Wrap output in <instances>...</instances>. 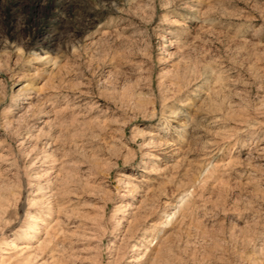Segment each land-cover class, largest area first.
I'll use <instances>...</instances> for the list:
<instances>
[{
    "label": "rangeland",
    "instance_id": "rangeland-1",
    "mask_svg": "<svg viewBox=\"0 0 264 264\" xmlns=\"http://www.w3.org/2000/svg\"><path fill=\"white\" fill-rule=\"evenodd\" d=\"M0 264H264V0H0Z\"/></svg>",
    "mask_w": 264,
    "mask_h": 264
},
{
    "label": "bare ground",
    "instance_id": "bare-ground-1",
    "mask_svg": "<svg viewBox=\"0 0 264 264\" xmlns=\"http://www.w3.org/2000/svg\"><path fill=\"white\" fill-rule=\"evenodd\" d=\"M130 205V204H129Z\"/></svg>",
    "mask_w": 264,
    "mask_h": 264
}]
</instances>
